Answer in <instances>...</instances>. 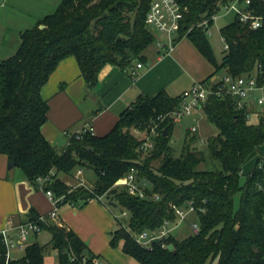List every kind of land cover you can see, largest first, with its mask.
I'll return each instance as SVG.
<instances>
[{"label": "trees", "instance_id": "obj_1", "mask_svg": "<svg viewBox=\"0 0 264 264\" xmlns=\"http://www.w3.org/2000/svg\"><path fill=\"white\" fill-rule=\"evenodd\" d=\"M178 1L186 9L179 38L188 37L216 69L201 82L212 91L202 109L219 129L208 144L213 157L221 162V170L198 169L206 157L193 148L198 137L192 131L182 154L174 156L170 140L176 122L169 115L177 111L181 96H171L165 90L153 97L140 95L105 135L87 133L78 138L77 132L70 133L66 146L58 148L43 134L50 105L42 88L62 60L76 59L90 90L96 87L104 66L116 65L129 72L145 62L144 52L157 40L146 24L151 0H63L54 13L21 32L16 53L0 61V153L35 184L37 178L49 177L45 190L65 196L62 204L86 205L98 196H110L111 203L115 201L129 215L127 224L117 219L111 245L121 241L123 252L140 264H208L214 254H219L218 264H264V157L259 158L245 184H240L243 164L264 145V104L259 105L262 111L239 108L223 82L212 81L213 75L224 69L233 77L256 76L258 85L264 84V24L252 29L235 19L224 26L221 34L229 48L219 64L206 30L227 0ZM254 5L264 16V0H256ZM204 21L209 26L202 25ZM254 113L259 116L256 123L251 122ZM160 115L168 116L160 122ZM153 123H159V134L153 138L154 148L144 152L140 147ZM77 166L94 171L91 190L79 185L74 188L61 179V174H70ZM132 169L148 181V197L116 186ZM239 191L241 205L234 210ZM189 204L196 207L199 233L185 238L170 234L151 247L137 242V234L177 219L173 205ZM37 216L33 214L31 219ZM45 228L52 234L50 243L59 251L57 264H83L85 257H98L73 230L56 224ZM162 244H172L173 249ZM5 262L6 249L1 245L0 264ZM10 264H46L44 246L27 245L24 256Z\"/></svg>", "mask_w": 264, "mask_h": 264}, {"label": "crops", "instance_id": "obj_2", "mask_svg": "<svg viewBox=\"0 0 264 264\" xmlns=\"http://www.w3.org/2000/svg\"><path fill=\"white\" fill-rule=\"evenodd\" d=\"M49 1L0 0V61L16 53L22 31L34 27L61 4L53 9ZM152 32L156 36V32ZM156 39L153 48L149 50L148 47L144 52V66H134L135 75L132 70L126 72L119 66L108 64L100 71L98 83L93 90L88 89L74 57L62 60L42 88V95L50 105L48 121L42 128L45 137L53 145L63 148L70 133H76L87 125L93 126L96 135H105L113 129L121 113L140 95L153 97L165 90L171 96H182L185 91L215 72V67L188 37L174 38L177 41L173 49H170L169 41L158 36ZM221 79L216 73L212 77V81ZM257 90L261 89L253 90L247 100L252 110L261 97L252 98ZM197 109L203 110L202 107ZM194 119L199 121L197 116ZM62 134L65 135L64 144V141L60 143ZM58 142V145L55 144ZM10 161L7 155L0 153V230L10 225L11 219L18 224L31 219L33 214H47L53 209L45 191L31 182L16 164L11 167ZM72 179L78 183L82 179L88 186L85 171L79 177L76 173ZM59 220L85 242L82 235L66 223L60 214ZM41 233L30 237L37 241ZM34 243L38 242L31 244Z\"/></svg>", "mask_w": 264, "mask_h": 264}, {"label": "rangeland", "instance_id": "obj_3", "mask_svg": "<svg viewBox=\"0 0 264 264\" xmlns=\"http://www.w3.org/2000/svg\"><path fill=\"white\" fill-rule=\"evenodd\" d=\"M63 0H50L51 8L56 9ZM54 11L55 10H51ZM53 12V13H54ZM235 20V13L233 11H228L226 6H222L214 17V21L209 28L207 34L208 40L212 47L214 56L219 64H221L223 57L225 56V45L226 42L221 34V29L232 23ZM156 36L160 39L168 41V37L162 33H159L155 29ZM173 38L179 39L178 35L175 34ZM156 44V43H155ZM154 44L149 46V50L153 48ZM226 75L224 69H220L216 76L218 78H223ZM259 96H264L263 90H257V93L252 96L258 98ZM263 107L255 105L254 111H262ZM197 116L199 121H195L194 117ZM259 120L258 114L254 113L251 115V122L256 123ZM197 126V132H191L192 127ZM188 132L196 135L198 141L193 144V148L202 151L205 154V161L198 167L199 170H221L222 164L220 161L215 159L209 149L208 140L219 133L217 126L208 120L205 115L204 110H193V113L185 116L182 120L176 123L173 134L171 136L170 144L173 147V154L175 157H179L182 154V150L185 145V140ZM61 142L65 143V135H61ZM55 144H59L55 143ZM155 146V142H154ZM264 157V145L260 146L257 150L253 151L247 158L242 167V175L240 178V184L244 185L247 176L251 173L256 165L259 158ZM158 162H154V166H158ZM79 169H84L86 178L88 179V189L94 185L95 173L92 168L89 167H79L77 166L70 174H61V179L65 180L69 185L74 188L78 186V182L73 180L72 177L77 173ZM66 177V178H65ZM242 192L239 191L234 198V210H238L241 205ZM102 201L98 199H92L88 204L83 205V203H78L77 206H73L70 203L62 204L59 209V214L65 219L66 223L74 227L80 235H82L87 246L91 252L97 255L101 262L104 264H140L135 258L125 254L123 252L122 242H118L117 245H111L112 234L118 228L117 219L125 220L124 223L129 221V215H125L126 210H124L116 202L111 203V197L105 195ZM107 204V207L105 204ZM184 209L188 210V206ZM13 220V219H12ZM14 221V220H13ZM198 222V217L195 213H189L185 219L177 217L174 222H171L169 228H173L172 234L177 238H185L193 233L192 223ZM200 225V224H199ZM9 225L7 228H10ZM153 230H145L144 234H152ZM52 234L49 230L43 231L38 240L35 241L33 237L28 240V245L33 242H38L41 246H44V261L46 264H57L59 262V251L55 249L50 243ZM25 254V247L22 249H12L10 250V255L12 259H20ZM219 254H214L209 260L208 264H218Z\"/></svg>", "mask_w": 264, "mask_h": 264}, {"label": "built area", "instance_id": "obj_4", "mask_svg": "<svg viewBox=\"0 0 264 264\" xmlns=\"http://www.w3.org/2000/svg\"><path fill=\"white\" fill-rule=\"evenodd\" d=\"M256 0H227L222 4V6H226L228 11H233L235 13V19H238L239 22L244 25L249 26L252 29H258L264 24V16L261 15L256 8L254 7ZM221 6V7H222ZM185 7L178 0H151L150 8L146 17L147 26L153 30L155 29L159 33L165 34L168 37V41L170 44V49L174 47L175 39L173 36L175 34H179L181 29L182 20L185 16ZM213 16V20H214ZM204 26H209L208 21H204ZM209 28H207L206 33L208 34ZM159 44L162 46V42ZM229 45L226 43L225 49L227 50ZM143 62H139L136 64V68L143 67ZM135 70L132 69V74L135 75ZM221 81L223 82L222 87H226L227 92L232 94L238 103L239 108H245L250 106L247 103L249 99L250 93L253 90L261 89L264 91V84L258 85V80L256 76H239L233 77L229 74H226ZM211 88L204 83H197L190 90L185 91L181 96V102L179 104L177 111L173 112L169 116L173 118L174 122H179L185 116L193 113V110L202 107L203 103L207 100L209 94L211 93ZM258 105L264 104V96H261L257 99ZM168 115H160L157 120L162 122L166 119ZM192 132H197V126L192 127ZM139 132V131H138ZM95 134V130L93 126L87 125L81 130L77 132L78 138L83 134ZM159 134V123H153L151 125L150 133L147 134L146 139L141 144L140 150L147 152L154 148V137ZM83 169H79L77 172V176H81L83 174ZM53 174V173H52ZM49 181V177H39L36 179V183L45 191L48 198L53 204V209L47 214H41L37 216V219H28L25 222L14 223L11 219L9 221L11 227L3 228L0 230V246H4L6 249V262L5 264H10V261L13 260L10 255V250L12 249H22L26 248L28 245V240L30 236L39 234L45 230L46 226L50 224L61 225L59 220V209L61 204L65 200V196H57L51 189L45 190V186ZM148 181L139 178L138 173L135 169H132L124 178H121L117 181L116 186H123L126 190L132 194L137 195L142 198L148 197L145 187L147 186ZM79 186H85L88 188L86 182L82 179H79ZM105 195L98 196L96 199L102 201L101 199ZM155 199H159V195L153 196ZM112 202V201H111ZM173 208L177 214V217H181L185 219L189 213H197L196 207L193 204L188 205V210L184 209V207H179L173 205ZM125 215H128V212H125ZM171 221H166L164 225L156 230L152 231V234H137L136 239L139 244H142L146 247H151L153 244V240L155 238H160L161 241L170 234H172L173 228H169ZM192 231L193 233L200 232V225L198 222L192 223ZM163 247H168L166 244H162ZM71 252L69 251V254ZM83 264H104L101 262L99 257H93L89 259V257H85Z\"/></svg>", "mask_w": 264, "mask_h": 264}, {"label": "water", "instance_id": "obj_5", "mask_svg": "<svg viewBox=\"0 0 264 264\" xmlns=\"http://www.w3.org/2000/svg\"><path fill=\"white\" fill-rule=\"evenodd\" d=\"M179 107H180V106H179ZM164 133H165V135L167 134V129L164 130ZM14 165H15V162H14V161H10V166L13 167ZM114 192H116V190H114ZM160 242H161V239H160V238H155V239L153 240V243H160ZM168 248H169L170 250H172V249H173V245L170 244V245L168 246Z\"/></svg>", "mask_w": 264, "mask_h": 264}]
</instances>
